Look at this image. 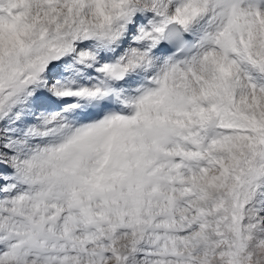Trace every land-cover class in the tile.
I'll list each match as a JSON object with an SVG mask.
<instances>
[{"label": "snow or ice", "instance_id": "snow-or-ice-1", "mask_svg": "<svg viewBox=\"0 0 264 264\" xmlns=\"http://www.w3.org/2000/svg\"><path fill=\"white\" fill-rule=\"evenodd\" d=\"M0 264H264V0H0Z\"/></svg>", "mask_w": 264, "mask_h": 264}]
</instances>
